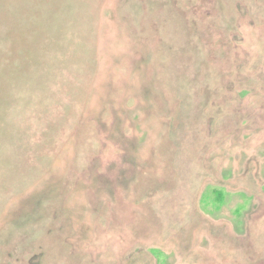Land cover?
Listing matches in <instances>:
<instances>
[{"label":"rangeland","instance_id":"rangeland-1","mask_svg":"<svg viewBox=\"0 0 264 264\" xmlns=\"http://www.w3.org/2000/svg\"><path fill=\"white\" fill-rule=\"evenodd\" d=\"M0 264H264V0H0Z\"/></svg>","mask_w":264,"mask_h":264}]
</instances>
